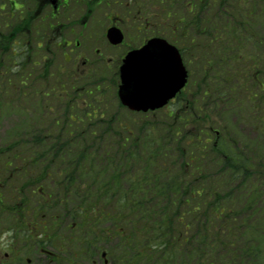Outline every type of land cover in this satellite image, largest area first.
Listing matches in <instances>:
<instances>
[{
  "label": "trees",
  "instance_id": "trees-1",
  "mask_svg": "<svg viewBox=\"0 0 264 264\" xmlns=\"http://www.w3.org/2000/svg\"><path fill=\"white\" fill-rule=\"evenodd\" d=\"M159 1L177 8L163 18L167 26L160 22V34L183 52L191 44L209 59L213 112L229 118L242 103L250 111L255 97L264 115L263 40H254L256 54L246 47L253 40L250 1L230 0L226 17L219 16L223 1H213L209 11L184 0ZM2 91L0 115L5 94L9 100L23 95L12 82H3ZM197 101L196 113L201 94ZM63 104L62 116L49 115L44 128L28 123L16 129L14 141L0 145V217L11 213L19 229L44 220L55 229L61 217L78 219L79 236L96 235L101 226L115 242L112 264H264V155L245 152L252 144H239L230 125L212 143L199 123L188 127L189 112L151 113L150 121L135 113L130 126L84 115L91 121L80 127L72 123V102ZM24 179L28 189L45 179L38 202L14 183ZM3 191L9 200L21 198L19 205L3 208ZM53 209L56 215H47Z\"/></svg>",
  "mask_w": 264,
  "mask_h": 264
},
{
  "label": "flooded vegetation",
  "instance_id": "flooded-vegetation-1",
  "mask_svg": "<svg viewBox=\"0 0 264 264\" xmlns=\"http://www.w3.org/2000/svg\"><path fill=\"white\" fill-rule=\"evenodd\" d=\"M151 1L0 0V76L1 67L16 74L31 64L48 74L53 66L60 68L67 62L71 73L82 78L101 64L112 81L113 76L118 78L124 55L146 41L136 22L143 15V4ZM112 26L122 31L121 43L112 44L106 38Z\"/></svg>",
  "mask_w": 264,
  "mask_h": 264
},
{
  "label": "rangeland",
  "instance_id": "rangeland-1",
  "mask_svg": "<svg viewBox=\"0 0 264 264\" xmlns=\"http://www.w3.org/2000/svg\"><path fill=\"white\" fill-rule=\"evenodd\" d=\"M173 9L177 10V8H173ZM103 14H104V11L102 15L101 13L98 14V21H101L100 18L103 16ZM256 23L257 22H255L254 26H256ZM260 24L261 26L260 25L256 26V30L261 35V37H264V24L261 22ZM96 25H97V34H100L101 31L99 30V22H97ZM131 33H134L133 30H131ZM197 53L199 55L193 51L190 52V54H192L198 60L200 59L201 54L199 52ZM60 67L63 68L66 72L68 68L70 67V63L63 62L62 66ZM191 67H192L190 68L192 72L191 77L195 78L199 74V68L193 64H191ZM36 68H37V71H39L40 67L36 66ZM51 71L52 72L49 74L51 80L54 75L60 73V72H57L54 66L51 68ZM95 71L97 73L98 72L104 73L105 68L103 66L98 67L96 68ZM64 78L66 79L67 76H64ZM84 79H80L76 85L83 84ZM102 86L103 87L106 86V89H102L104 92L102 94L103 96L100 98L102 105L100 104V107L98 108V110L102 111L101 114H103V117L106 118V117L114 116L115 118H117V120L122 121L123 123L132 122L133 118L129 116V114L123 108H120L118 106V102H117V99L114 93L115 84H111V86L110 85L107 86V84L104 83L102 84ZM194 87H195V80H193L192 86L191 84L188 85L186 89L187 92L191 90V88L192 90H194ZM81 99L82 98L78 99L80 107L82 106ZM4 102L8 105V107L7 108L4 107V109L1 108L3 112L0 115V145H7V144H10L12 141H14L16 129L18 127H26L28 123H31L34 121H37V124H41L42 126H44L45 119L47 118L49 112L45 111L44 113H41L39 116L36 115V113L33 111V108L37 107L36 104L33 106L31 103H29L28 100L26 102L20 99L19 97L13 98V96H12L11 101H4ZM41 102L44 107L48 104L50 106V111L51 110L55 111L57 114V109H58L59 104H57L55 100H52V98H49ZM258 102L256 104L260 105ZM183 104H184V101H183ZM193 111L196 114L195 121H192L191 125L189 126L191 127L194 125L196 126L199 123L202 128V132L209 134L208 139L210 142L213 141V138L216 135V131L217 130L221 131V129L216 126V124L220 122V124H229L234 128V131L236 132L237 138L240 143L246 142L247 144V142L249 141L255 143L256 146L254 148H251L247 152H250V154L264 153V119L261 123L258 120L252 119L251 121L255 125L251 124L250 116L245 106H243V108L241 107V108L236 109L235 112L232 114V116L229 118L226 117V115L224 114V111L221 113V116L220 115L217 116L216 115L217 112L213 113L212 108L210 106L207 107L206 104L201 105V109L198 113H196L194 109ZM150 120L151 119L149 116L148 121ZM258 125L260 126V128H262L261 131L258 129ZM25 180L26 179H24V182H22V184H24V188H23L24 194H26V197H29L30 202L32 203L38 202L40 200V197L42 196L41 192L39 191L37 192V188H35L33 191H32V188L28 189L25 183ZM20 182L21 181L17 180V182L15 181L14 183H17V185H19ZM44 183H46V181H44ZM7 194L8 192L3 191V196L5 199L7 197ZM20 199L21 198L16 199L15 197H13L11 201H15V203L19 205ZM27 200L28 198L25 199V201ZM5 204L11 205L10 200H5ZM262 205L264 207V201H262ZM57 212L58 210L53 209L47 212V215H51V214L56 215ZM12 218L13 216L11 213H2L0 217V255H2L3 252H10L11 250L10 248L17 249L19 253L17 257L15 255H13L12 257L10 256L11 258L8 264H25L27 259L30 260V263H26V264H102V259L99 257L101 253V249L100 251H98V255L96 254L93 257L90 256V258H87L85 256H79L74 252V246L77 245V239L72 237L74 232L68 231V227H69L68 225H66V227L60 226L57 229V231L55 230L56 231L55 233H57L58 235V236L56 235L57 238H54L51 242L47 241L45 243V245L49 248V250L55 253L57 259L50 261L49 259L44 258L43 255L39 254L38 247H36V243H37L36 240H39L41 238L35 235V234L41 233L42 229H40L39 227H32L31 231L33 234V238L25 240L24 237L21 238V234H19L18 232L22 233L23 230H26V229L15 231V224L13 223ZM75 220L76 222L79 221L78 219H75ZM259 222L261 223V231L264 232V212L260 216ZM95 230H102V227L99 226L95 228ZM52 232L53 231H48L47 236H50ZM68 233L71 237V240L75 244L73 242H68L66 241L65 238H63V237L68 236ZM99 236H102V233L99 234ZM101 244L102 243L100 242V246ZM108 244L109 243H107V245L105 246L108 247ZM92 261H94V263Z\"/></svg>",
  "mask_w": 264,
  "mask_h": 264
},
{
  "label": "water",
  "instance_id": "water-1",
  "mask_svg": "<svg viewBox=\"0 0 264 264\" xmlns=\"http://www.w3.org/2000/svg\"><path fill=\"white\" fill-rule=\"evenodd\" d=\"M118 29L107 37L120 41ZM118 96L131 110L147 111L163 106L186 81V71L178 50L165 39L153 37L142 47L128 52L120 66Z\"/></svg>",
  "mask_w": 264,
  "mask_h": 264
}]
</instances>
